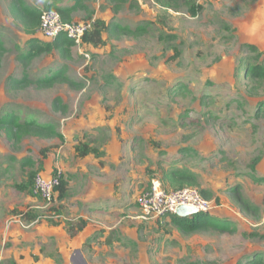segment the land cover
I'll list each match as a JSON object with an SVG mask.
<instances>
[{"label":"rangeland","instance_id":"rangeland-1","mask_svg":"<svg viewBox=\"0 0 264 264\" xmlns=\"http://www.w3.org/2000/svg\"><path fill=\"white\" fill-rule=\"evenodd\" d=\"M21 1L40 9L76 4L73 21L92 13L125 31L103 33L97 47L73 45L67 57L54 50L24 66L18 51L36 33L24 32L14 0H0V114L12 110L60 133L15 141L0 130V242L63 220L57 196L46 202L29 178L31 171H55L72 176L73 192L63 201L71 228H79L71 212L82 207L77 194L92 182L132 191L129 206L101 220L113 242L83 244L87 264H252L255 257L264 264V78L245 75L249 65L264 66V0H198L194 16L182 4L173 9L155 0ZM51 71L68 79L43 88L9 81ZM56 97L65 110L55 107ZM81 144L94 152L77 156ZM25 157L30 164L22 165ZM176 170L197 176L211 194V214L226 219L229 230L183 233L169 217L143 213L138 201L151 181L177 189L165 178ZM73 255L69 264H84Z\"/></svg>","mask_w":264,"mask_h":264},{"label":"trees","instance_id":"trees-1","mask_svg":"<svg viewBox=\"0 0 264 264\" xmlns=\"http://www.w3.org/2000/svg\"><path fill=\"white\" fill-rule=\"evenodd\" d=\"M157 3H160L169 8H176L178 5H184L187 8V11L192 15H196L200 9L201 5L198 3V0H155ZM76 4L71 6L57 5L50 3L45 5L42 9L39 7L29 6L23 3L21 0H14L12 4L13 11L16 16H18L22 23L24 32L26 34H34L36 28L39 24L40 14L42 10L45 9H55L57 10L63 21L69 22L72 20V13L76 9ZM93 18L92 13H90L86 19ZM125 31L124 27H121L119 24L111 21H105L101 18H94V23L92 28L85 32L82 38L83 45H91L97 47L103 43L102 35L103 33H114ZM73 42L67 37L66 34L61 33L54 39H43L40 36H31L26 41V47L19 49L17 54V59L24 66H27L28 63L35 57L51 53L54 50H57L61 56L67 57L71 53V48ZM5 51L3 41L0 37V62ZM245 75L249 78H264V66L260 64L249 65L245 68ZM68 78L60 71L58 72H49L44 75V77L32 80L28 74H25L21 79L11 78L9 79L11 85L15 88L30 85L31 83L37 84L40 87H49L59 80H67ZM54 105L60 110H65L66 105L63 104L61 98L56 97L54 99ZM0 130L4 131L6 135L9 136L12 140H19L23 135H36L45 138H52L55 136H60V133L57 131L56 127L50 124H41L34 119L22 120L18 117L15 111H7L0 114ZM94 152L93 148H90L86 144H81L76 148V155L79 157H84L90 153ZM9 158H13L10 156ZM22 165L30 164L31 161L29 158L25 157L22 159ZM55 174V171L52 172ZM35 174L30 172V180L33 181ZM59 185L55 188V194L57 199H62L66 196L67 190V181L63 179L62 174L59 173ZM165 178L168 181L169 186L171 187H195L199 190L200 194L205 199H210L211 194L199 187L197 182V176L190 171H169L165 174ZM33 183V182H32ZM245 208H251L250 204H245ZM24 218L26 220L32 221L35 219V216L29 212L24 213ZM170 223L177 227L183 233H194L209 228H213L217 231L223 232L230 229V223L226 219H219L214 217L209 213H196L191 217H180L177 215H169ZM54 224V222H51ZM85 224L84 220H80L79 228ZM78 228V229H79ZM72 234V232H71ZM261 259L255 257L251 263L259 264ZM185 264H195L193 262H185Z\"/></svg>","mask_w":264,"mask_h":264},{"label":"crops","instance_id":"crops-1","mask_svg":"<svg viewBox=\"0 0 264 264\" xmlns=\"http://www.w3.org/2000/svg\"><path fill=\"white\" fill-rule=\"evenodd\" d=\"M71 5L73 4L64 6ZM36 36L41 35L36 33ZM70 179L72 180V176L65 174V180L67 181L66 196L58 199L61 204L59 206V216H62L63 220H56L54 224L45 222L35 225L30 230L32 232L25 230L26 232L20 231L21 234L11 233L12 235H6L5 240L0 242V258L3 264H56L55 259L57 257L60 258L59 261L63 263L68 261L67 264H69L75 252L78 254L77 257L79 256L80 259L84 260L82 246L85 242L88 241V245L91 246L95 244V240H100V244L107 245L113 242L107 236L110 228L105 226L101 220L108 219L110 214L119 208L129 206L132 191L119 183L113 182L110 184L108 181L96 184L92 182L89 191L77 194V197H79L78 204L82 207L71 210L76 215V219H79L78 222L84 220L85 224L79 229L76 227L71 228L68 225V220L65 222L66 217L64 216V208L68 206L65 207L63 204V201H66L69 197V191L73 192V189H70ZM81 179L80 177L76 182L78 183ZM103 216L106 218H103ZM30 223H33V221H30ZM49 247L51 250L48 249ZM84 264H87L85 260Z\"/></svg>","mask_w":264,"mask_h":264},{"label":"built area","instance_id":"built-area-1","mask_svg":"<svg viewBox=\"0 0 264 264\" xmlns=\"http://www.w3.org/2000/svg\"><path fill=\"white\" fill-rule=\"evenodd\" d=\"M94 23L91 19L69 21L62 20L60 13L55 9L41 11L36 33L47 39H54L61 33L73 42L74 46H84L82 38L85 32L89 31ZM88 57V54H84ZM60 172L45 175L36 173L33 179V191L50 203L55 199V188L59 185ZM138 204L143 213L148 216L161 218L176 215L178 206L186 205L193 207L197 213L211 214L214 206L209 199H205L195 187H182L169 189L162 186L158 179L151 181L150 188L139 198ZM0 264L2 260L0 258Z\"/></svg>","mask_w":264,"mask_h":264},{"label":"water","instance_id":"water-1","mask_svg":"<svg viewBox=\"0 0 264 264\" xmlns=\"http://www.w3.org/2000/svg\"><path fill=\"white\" fill-rule=\"evenodd\" d=\"M197 213V210L193 207L181 205L176 209V215L180 217H191Z\"/></svg>","mask_w":264,"mask_h":264}]
</instances>
